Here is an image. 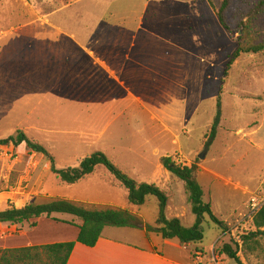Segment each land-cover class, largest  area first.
<instances>
[{
	"label": "rangeland",
	"instance_id": "obj_1",
	"mask_svg": "<svg viewBox=\"0 0 264 264\" xmlns=\"http://www.w3.org/2000/svg\"><path fill=\"white\" fill-rule=\"evenodd\" d=\"M212 1L218 6L219 0H0V140L24 132L54 155L59 170L77 167L100 145L106 150L98 151L135 180L163 190L168 218L178 215L187 227L196 217L185 202L186 184L161 159L195 166L205 201L228 228L220 231L206 216L204 240L188 252L197 249L207 257L215 252L223 264H238L222 253L229 244L244 264H264V236L244 239L255 232L248 204L264 187V51L228 66L243 33L241 22L249 20L256 0L232 1L226 14L230 30L221 26ZM257 31L264 32V18ZM82 50H132L144 99L163 102L164 82L178 84L166 103L176 115L169 122L177 141L162 133L154 137L144 106L106 73L94 77V62ZM72 79L74 89L68 86ZM218 111L221 122L211 140ZM0 157L7 163L0 193L10 196L0 209L11 200L24 206L55 199L128 208L126 190L109 185L103 166L93 178L65 186L41 154L14 147L1 150ZM132 211L154 225L158 200L149 197ZM48 222L38 234L52 233ZM141 231L135 233L142 236Z\"/></svg>",
	"mask_w": 264,
	"mask_h": 264
},
{
	"label": "trees",
	"instance_id": "obj_2",
	"mask_svg": "<svg viewBox=\"0 0 264 264\" xmlns=\"http://www.w3.org/2000/svg\"><path fill=\"white\" fill-rule=\"evenodd\" d=\"M232 1L219 0L218 6L212 1V7L215 9L219 22L226 30H230L226 14ZM247 16H249V20L241 22L243 33L238 38L237 48L228 66L244 54H259L264 51V38H261L264 37V32L257 31L260 20L264 18V0H256ZM255 29L257 36H255ZM217 106L220 110V100H218ZM221 116V111H218L210 130L211 140H214L217 136ZM0 146H13L15 148L24 146L30 153L45 156L50 162L51 172L65 186H74L93 178L97 169L103 166L111 176L107 180L109 185L126 190L128 197V208L125 209L115 207L90 208L67 199H55L48 203L32 202L20 208L8 205L7 208L0 211V223L19 224L43 216L51 218L53 214H67L78 218L82 224L79 226L80 231L76 241L0 250V264H67L76 243H81L87 247H95L107 227L145 230L147 235L156 234L163 240H176L181 246L203 242L205 236L202 224L206 216L220 228V231H225L228 228L227 224L221 221L213 212L211 204L205 201L204 190L195 176L197 168L176 164L172 157H163L161 164L167 171L186 184L191 211L196 217L195 224L192 227L185 226L179 218L169 219L167 217L169 198L163 190L153 184L138 182L103 152L97 151L79 159L77 167L59 170L56 167L54 155L39 141L28 137L22 131H19L15 137L0 140ZM149 197H155L158 200L159 211L154 225L144 223L132 211V209L136 210L144 207ZM252 220L255 232L244 236V239L248 242L255 240L258 236H264V207ZM222 253L236 260L238 264H244L229 244L223 247Z\"/></svg>",
	"mask_w": 264,
	"mask_h": 264
},
{
	"label": "crops",
	"instance_id": "obj_3",
	"mask_svg": "<svg viewBox=\"0 0 264 264\" xmlns=\"http://www.w3.org/2000/svg\"><path fill=\"white\" fill-rule=\"evenodd\" d=\"M82 51L94 62L92 64L95 71L94 77L100 76V72L101 74L106 73L119 86L125 89L128 97L131 98L130 100L133 99L136 103H141L144 106L143 109L150 115L154 125L151 124L152 128L150 129L154 137L162 133L163 135H170L174 141H177L178 138L175 134V130L170 124L171 119H176V115L174 114V110L169 109L166 103L174 98L173 96L175 93L170 90L174 89L178 84L172 83L169 80L164 82L162 86L166 91L160 96L164 99L163 102L162 100H156L154 97H150V95H146V99H144L143 93L139 92L138 89L139 83L137 80L141 75L136 67V65H138L137 59L132 60L130 58L132 50H109L106 51V53L90 50ZM105 54L110 58L107 59L104 57ZM67 81L69 88L74 89L77 87L74 84V79ZM168 85H172V87H168ZM78 88L83 89V85L78 86ZM147 97H149V99H147ZM157 123H159L160 126L157 125ZM11 148L13 149L14 147L0 146V151L3 149L9 150ZM95 150L106 149L98 145L95 147ZM2 160L3 158L0 157V179L4 177L5 168L7 167V163ZM0 182H2V180ZM7 193L6 191L0 193V205L4 206L10 199ZM13 199L17 200V198ZM187 199H185V202L189 205ZM14 201L15 200H11L12 205ZM16 207L20 208L22 206L17 204ZM1 210L4 209H0V211ZM138 214L139 217L144 218L140 212ZM56 216L57 214H53L51 218L43 216L30 222L19 224L0 223V250L76 241L80 231L79 226L82 222L78 218L61 217V219H59ZM171 218L182 219L178 217V215ZM44 220L49 221L48 225L52 229V233L49 235L38 234ZM221 221L227 223V221L223 219ZM34 223L36 224L35 226L33 225ZM135 231H139V229L107 227L103 232L102 238L95 247H87L81 243H76L67 264H216L213 262V256H204V254L197 251V249L189 253L188 250L190 245L181 246L176 240H163L158 235H147L145 230L141 231L143 234L142 236H138L139 234L135 233ZM125 236L131 237L132 240L124 239ZM140 240L145 241L147 244H143ZM215 257L220 264H223L219 255L216 254Z\"/></svg>",
	"mask_w": 264,
	"mask_h": 264
},
{
	"label": "built area",
	"instance_id": "obj_4",
	"mask_svg": "<svg viewBox=\"0 0 264 264\" xmlns=\"http://www.w3.org/2000/svg\"><path fill=\"white\" fill-rule=\"evenodd\" d=\"M264 207V187H263V191L256 195L248 204V215L251 219H253V217ZM221 240V237L219 238V241ZM214 255V259L213 262L216 264H220L217 260V258L215 257L216 253L213 252Z\"/></svg>",
	"mask_w": 264,
	"mask_h": 264
}]
</instances>
